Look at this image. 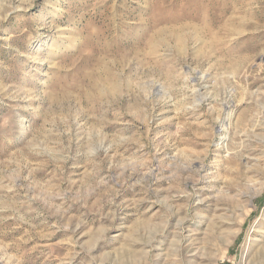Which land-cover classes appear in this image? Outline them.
I'll return each mask as SVG.
<instances>
[{
    "label": "rangeland",
    "instance_id": "rangeland-1",
    "mask_svg": "<svg viewBox=\"0 0 264 264\" xmlns=\"http://www.w3.org/2000/svg\"><path fill=\"white\" fill-rule=\"evenodd\" d=\"M264 0H0V264H264Z\"/></svg>",
    "mask_w": 264,
    "mask_h": 264
},
{
    "label": "bare ground",
    "instance_id": "bare-ground-1",
    "mask_svg": "<svg viewBox=\"0 0 264 264\" xmlns=\"http://www.w3.org/2000/svg\"><path fill=\"white\" fill-rule=\"evenodd\" d=\"M261 256H262V257H264V253H263V254H261Z\"/></svg>",
    "mask_w": 264,
    "mask_h": 264
}]
</instances>
